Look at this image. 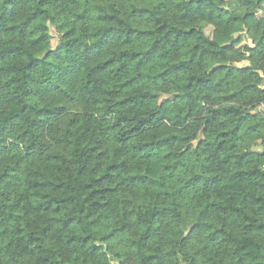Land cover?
<instances>
[{"label":"clouds","instance_id":"obj_1","mask_svg":"<svg viewBox=\"0 0 264 264\" xmlns=\"http://www.w3.org/2000/svg\"><path fill=\"white\" fill-rule=\"evenodd\" d=\"M0 264H264V0H0Z\"/></svg>","mask_w":264,"mask_h":264}]
</instances>
